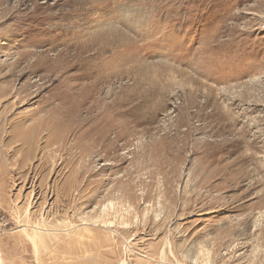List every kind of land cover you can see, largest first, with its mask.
<instances>
[{"label": "rangeland", "instance_id": "obj_1", "mask_svg": "<svg viewBox=\"0 0 264 264\" xmlns=\"http://www.w3.org/2000/svg\"><path fill=\"white\" fill-rule=\"evenodd\" d=\"M0 212V264H264V0H0Z\"/></svg>", "mask_w": 264, "mask_h": 264}, {"label": "built area", "instance_id": "obj_2", "mask_svg": "<svg viewBox=\"0 0 264 264\" xmlns=\"http://www.w3.org/2000/svg\"><path fill=\"white\" fill-rule=\"evenodd\" d=\"M6 224V217L0 212V229L5 227Z\"/></svg>", "mask_w": 264, "mask_h": 264}, {"label": "bare ground", "instance_id": "obj_3", "mask_svg": "<svg viewBox=\"0 0 264 264\" xmlns=\"http://www.w3.org/2000/svg\"><path fill=\"white\" fill-rule=\"evenodd\" d=\"M36 71V70H35Z\"/></svg>", "mask_w": 264, "mask_h": 264}]
</instances>
